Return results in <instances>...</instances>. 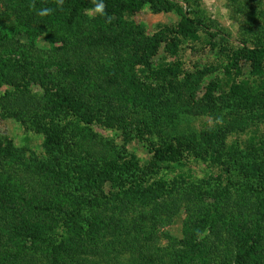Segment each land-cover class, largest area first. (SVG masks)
I'll list each match as a JSON object with an SVG mask.
<instances>
[{
    "label": "trees",
    "instance_id": "trees-1",
    "mask_svg": "<svg viewBox=\"0 0 264 264\" xmlns=\"http://www.w3.org/2000/svg\"><path fill=\"white\" fill-rule=\"evenodd\" d=\"M104 3L110 23L86 15L91 0H0V87L11 86L0 108L41 132L45 155L0 143V264H264V133L255 125L228 142L264 120V9L241 7L240 44L220 37L210 42L219 62L188 69L181 41H200V18L171 0ZM146 4L174 9L178 24L147 35L133 20ZM44 7L55 11L41 17ZM241 61L252 79L238 78ZM186 115L223 122L182 133ZM191 160L218 168L221 183L187 182ZM161 165L186 186H171ZM181 212V237L160 231Z\"/></svg>",
    "mask_w": 264,
    "mask_h": 264
},
{
    "label": "rangeland",
    "instance_id": "rangeland-1",
    "mask_svg": "<svg viewBox=\"0 0 264 264\" xmlns=\"http://www.w3.org/2000/svg\"><path fill=\"white\" fill-rule=\"evenodd\" d=\"M176 2L177 5L181 6L183 11L190 15L194 19L200 18L203 27L199 30L200 41L194 44H191L189 41L182 40L181 48L183 47L184 53L183 58L185 61V67L188 69H194V65L201 67L209 62H219L217 57V48L214 50L211 49L212 46L210 42H213L217 45L221 43V38L224 37L232 44H240V39L242 35V28L245 25L244 15L241 7H261L264 9L263 0H171ZM0 10L5 11L3 6H0ZM1 14V13H0ZM10 20L8 22L11 25L15 22L16 18L8 17ZM180 16L172 9L169 12H154L148 4H146L134 17L133 20L136 24L140 25L147 35H154L162 33V29L165 26H176L179 22ZM6 20V19H5ZM5 20H2L5 21ZM43 32V33H42ZM41 33H45V29L41 30ZM42 34H40L39 46L45 45L46 41L43 39ZM213 34L214 36H211ZM216 35V36H215ZM163 37V36H161ZM162 46H164L162 44ZM163 48V47H161ZM162 51V49H161ZM162 53V52H161ZM158 56L154 58L155 62H158ZM241 65V76L239 79L250 78L252 79L254 75L251 73L250 66L248 64H243V61L240 62ZM66 70V68H65ZM64 70V71H65ZM134 72L137 80L140 82L138 84L146 83L149 80V70L146 69L142 64H134ZM59 76V75H56ZM39 84V83H38ZM147 84V83H146ZM11 86L4 84L0 87V96L4 91ZM42 89L38 85L33 92L36 96H39ZM200 95V94H199ZM167 99H172L166 97ZM161 101H165L162 98ZM214 117L210 115H201L197 116H183L178 124V131L193 132L199 131L201 125L204 122L208 124V127H213ZM258 126L259 132L264 133V120H249L245 129L237 132H233L228 135V142L243 141L249 136L250 129L256 128ZM105 133V131H104ZM43 136L41 132L37 131L32 126L28 125V122L24 123L21 119L16 116H9L1 111L0 108V143L6 145L10 143L16 152L24 153L27 157L37 156L38 158H44V149L42 146ZM130 147L136 152V154L144 160L146 158L145 150L140 146L137 141H132ZM207 164L199 165L196 164L193 160L187 161L183 171L188 172L191 176L192 182L198 183L203 189L212 187L214 182L217 184L221 183V180H218L215 177L218 168H213L215 173L210 174V170L206 167ZM171 166L161 165L159 170V175L171 183V186L185 187L187 182H183L180 179L174 180V175L177 173V166H174L173 169H170ZM175 170V171H174ZM20 175V174H19ZM17 176L19 178L20 176ZM206 182L209 184L207 185ZM173 184V185H172ZM226 184V181L223 182ZM105 191H108V186L104 187ZM94 195L100 196L97 191ZM99 206L94 205V212L98 210ZM140 209V208H139ZM144 211L149 212V207H145ZM115 212V211H114ZM110 213L107 212V214ZM117 212H115L116 215ZM111 215V214H109ZM134 215V214H133ZM113 216V215H111ZM129 221H131V215L128 216ZM117 218L114 217V219ZM184 218V214L181 212L175 217L172 218L170 224L160 225L161 232H169L172 236L181 237V223ZM113 222L109 223V226L112 228ZM162 244H167V241L164 239L161 242Z\"/></svg>",
    "mask_w": 264,
    "mask_h": 264
},
{
    "label": "clouds",
    "instance_id": "clouds-1",
    "mask_svg": "<svg viewBox=\"0 0 264 264\" xmlns=\"http://www.w3.org/2000/svg\"><path fill=\"white\" fill-rule=\"evenodd\" d=\"M57 9L61 8L64 4V0H56ZM92 6L90 8L85 9V13L89 18H95L96 16L104 17L106 23H110L112 20V17L107 14L106 12V5L104 3V0H91ZM55 9L51 7H44L39 10L37 13L39 16L44 17L51 15ZM222 118H217L214 123L215 124H221Z\"/></svg>",
    "mask_w": 264,
    "mask_h": 264
}]
</instances>
